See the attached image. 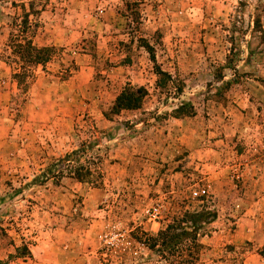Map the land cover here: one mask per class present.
Instances as JSON below:
<instances>
[{"label": "rangeland", "instance_id": "obj_1", "mask_svg": "<svg viewBox=\"0 0 264 264\" xmlns=\"http://www.w3.org/2000/svg\"><path fill=\"white\" fill-rule=\"evenodd\" d=\"M22 6L40 11L29 17L34 46L54 53L18 85L10 37ZM7 74L17 93L0 100L5 117L22 120L44 97L53 108L46 160L0 183L1 237L13 247L0 264H37L30 247L50 239L56 247L34 249L44 264H198L213 221L156 251L149 239L183 212L248 206L242 176L264 169V0H0V86ZM76 77L85 83L57 98ZM126 86L146 95L114 115ZM195 189L206 195L193 199Z\"/></svg>", "mask_w": 264, "mask_h": 264}, {"label": "crops", "instance_id": "obj_2", "mask_svg": "<svg viewBox=\"0 0 264 264\" xmlns=\"http://www.w3.org/2000/svg\"><path fill=\"white\" fill-rule=\"evenodd\" d=\"M5 79L0 86V100L2 101L17 93V85L11 76L7 74ZM75 79H68L65 85L66 91L62 90L61 95L56 97H65V93L71 94L75 89V81H78L77 85L85 83V81H80L78 77ZM36 100L34 104L26 105L25 117L22 120H14L12 114L5 117L0 112V183L9 177V173H13L14 168L15 172H25L30 166L34 167V165L41 164V161L46 160L44 156L45 147L41 145L40 136L44 135L46 112L51 111L53 106L51 101L46 103L45 97V102L42 99ZM3 108L4 105L0 102V110ZM247 174H243L242 178L249 182L246 191V198L250 200L247 202L248 206L235 212L223 209L218 211V216L211 225L216 230L212 232L211 238L209 237L205 241L202 239V243L210 247L206 249L208 254H205L198 261V264H264V254L262 253L264 249V169L255 181L252 179V167L247 170ZM212 177L215 178V175ZM0 195H2L1 190ZM231 216L232 219L229 218ZM4 230L8 233L6 229ZM58 232L59 230L56 229L50 234L52 236L54 234L59 235ZM63 233L68 244L74 243L75 228L71 227L67 231L64 230ZM53 240H42L38 246L30 247L32 258L37 261V264H44L45 257L39 252L34 254V249H42L40 245L56 247ZM242 245L247 246L246 253L243 255L237 256L234 251L231 252V250ZM68 246L70 245H66V247ZM12 252L13 247L3 241L0 231V260L6 259ZM64 264H78V261L77 258H70L69 256Z\"/></svg>", "mask_w": 264, "mask_h": 264}, {"label": "trees", "instance_id": "obj_3", "mask_svg": "<svg viewBox=\"0 0 264 264\" xmlns=\"http://www.w3.org/2000/svg\"><path fill=\"white\" fill-rule=\"evenodd\" d=\"M21 10L22 14L19 17L18 24H16L18 29L17 34L10 37V39H14L10 41L14 45L12 53L15 55V60H12L11 62L16 63V60L21 62L19 72L12 75V78L16 80L18 85L24 82L26 83L27 80L33 77V68L38 66L44 68L51 60L54 53V48H38L34 46L32 41L35 33L34 28L37 27V24L31 22L29 17L37 16L40 11L33 10L31 6H29L28 9L22 6ZM145 47L146 50H150L148 45ZM156 74L164 75L167 78L169 77L165 73H162L158 68H156ZM145 95L146 91L143 88H133L131 86L124 87L115 99L110 109V113L115 115L122 110L138 109ZM215 218V213L207 211H202L194 215L183 212L181 219L173 220L171 224L165 225L164 228L160 229L152 236V238L149 239L150 244H148V248L152 249V251H156L158 247H165L168 244L175 243L183 236H187L189 234L195 235L204 226L214 221ZM192 239H194V236H192Z\"/></svg>", "mask_w": 264, "mask_h": 264}, {"label": "built area", "instance_id": "obj_4", "mask_svg": "<svg viewBox=\"0 0 264 264\" xmlns=\"http://www.w3.org/2000/svg\"><path fill=\"white\" fill-rule=\"evenodd\" d=\"M206 195V190L204 189H195L191 192V197L193 199H200Z\"/></svg>", "mask_w": 264, "mask_h": 264}]
</instances>
